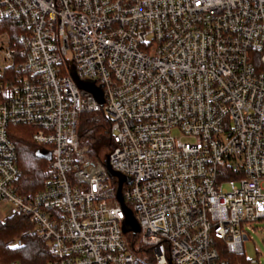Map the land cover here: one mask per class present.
I'll use <instances>...</instances> for the list:
<instances>
[{
  "label": "built area",
  "instance_id": "2783aa9c",
  "mask_svg": "<svg viewBox=\"0 0 264 264\" xmlns=\"http://www.w3.org/2000/svg\"><path fill=\"white\" fill-rule=\"evenodd\" d=\"M6 21L18 31L0 27V75L13 72L0 81V220L33 223L6 246L34 233L46 264H230L220 244L244 255L264 220V0H0ZM72 69L102 86L103 104ZM99 109L150 262L122 231L117 178L78 138L81 113ZM16 124L51 146L28 201Z\"/></svg>",
  "mask_w": 264,
  "mask_h": 264
},
{
  "label": "trees",
  "instance_id": "16d2710c",
  "mask_svg": "<svg viewBox=\"0 0 264 264\" xmlns=\"http://www.w3.org/2000/svg\"><path fill=\"white\" fill-rule=\"evenodd\" d=\"M6 24L9 21L5 22ZM11 23V22H10ZM10 37L14 36L10 34ZM13 72L4 69L0 75V81H11ZM8 93L7 87L0 88V103L4 101ZM111 120L102 109L81 113L78 120L77 133L80 142L86 145L92 152L95 161H102L109 154L112 147L110 133ZM34 127L28 124H16L8 128V136L13 141L18 155V166L21 169V177L18 181V193L28 201L38 190L50 174L51 146L39 144L33 140ZM129 207H132L126 201ZM33 223L30 218L22 213H16L0 220V264H11L12 261H20L21 264H46L52 260L50 250L36 234L28 235L23 245L18 248L6 246V242L20 235L24 230L32 229ZM129 246L142 259L152 261L150 248L140 242L139 234L127 233ZM221 245L220 255L228 259L230 264H249L245 255L230 253ZM148 255V256H147Z\"/></svg>",
  "mask_w": 264,
  "mask_h": 264
},
{
  "label": "water",
  "instance_id": "95a60500",
  "mask_svg": "<svg viewBox=\"0 0 264 264\" xmlns=\"http://www.w3.org/2000/svg\"><path fill=\"white\" fill-rule=\"evenodd\" d=\"M71 76L74 78V80L77 82L78 86L81 89L88 90L93 93L95 98L100 104L104 103V94L102 90L101 85H96L93 80H79L75 74V71L71 70ZM48 159H51V156L48 157ZM104 165L107 169V172L110 177H116L118 181V187H117V199L121 204V207L125 213V218L122 221V231L124 234L127 233H133L137 234L140 231L139 224L137 222V219L134 216L133 211L126 205L125 200L122 195V184L124 182L130 183V179L127 176H124L120 174L119 172L112 169L110 163H109V157L106 155L104 159ZM172 264V262H170Z\"/></svg>",
  "mask_w": 264,
  "mask_h": 264
},
{
  "label": "rangeland",
  "instance_id": "374dc122",
  "mask_svg": "<svg viewBox=\"0 0 264 264\" xmlns=\"http://www.w3.org/2000/svg\"><path fill=\"white\" fill-rule=\"evenodd\" d=\"M2 33L9 31L10 33L18 29L14 24L10 22L0 23ZM5 64V61L1 62ZM249 239L244 244L245 252L244 257L248 259L250 264V259H256L258 262L255 264H264V220L252 223L249 228H247Z\"/></svg>",
  "mask_w": 264,
  "mask_h": 264
}]
</instances>
